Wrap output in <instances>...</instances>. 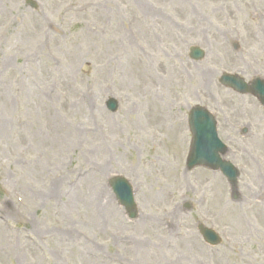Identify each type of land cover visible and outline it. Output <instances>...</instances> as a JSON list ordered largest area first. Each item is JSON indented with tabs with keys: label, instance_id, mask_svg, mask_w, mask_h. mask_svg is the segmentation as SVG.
<instances>
[{
	"label": "rangeland",
	"instance_id": "374dc122",
	"mask_svg": "<svg viewBox=\"0 0 264 264\" xmlns=\"http://www.w3.org/2000/svg\"><path fill=\"white\" fill-rule=\"evenodd\" d=\"M26 1L0 0V264H264V207L248 205H264V109L219 82L264 79V0ZM196 106L218 118L236 186L187 170Z\"/></svg>",
	"mask_w": 264,
	"mask_h": 264
},
{
	"label": "water",
	"instance_id": "95a60500",
	"mask_svg": "<svg viewBox=\"0 0 264 264\" xmlns=\"http://www.w3.org/2000/svg\"><path fill=\"white\" fill-rule=\"evenodd\" d=\"M191 57L200 61L203 59L204 53L199 49H192ZM220 82L240 94L249 93L257 96L264 105L263 80L256 79L249 86L237 76L224 75ZM107 106L113 112L118 107L114 100H110ZM190 127L193 132V141L187 161L188 168L191 170L195 167H208L215 171L220 170L229 182L234 185L238 179V173L231 163L223 161L220 157V154H225V146L218 139L213 117L206 110L196 108L190 115ZM110 183L120 205L125 207L131 219H135L137 215L134 210L135 204L130 184L122 177H114ZM202 234L213 245H217L220 242L217 235L212 231L203 230Z\"/></svg>",
	"mask_w": 264,
	"mask_h": 264
},
{
	"label": "bare ground",
	"instance_id": "6f19581e",
	"mask_svg": "<svg viewBox=\"0 0 264 264\" xmlns=\"http://www.w3.org/2000/svg\"><path fill=\"white\" fill-rule=\"evenodd\" d=\"M32 27H33V31H34V32H38V31H40V28H43V27H42L41 20H40V19H35V22L32 24ZM140 62H141V61L138 62V61L136 60L135 65L140 67V64H139ZM141 63H142V62H141ZM134 69H135V68H134ZM212 77H213V76L210 75L209 73H203V74L200 75V78L202 79V82H203V83H205V82H209V80H211ZM253 180L258 182V180H257L256 178H254V177H253ZM261 184L264 186V183H263V182H262ZM260 188L263 189L262 187H260ZM248 205H249L250 207H252V206H253V207H256V208H258L259 210L262 209V208L264 207V205L262 204V202H260V201H255V200L249 202ZM99 206H100V205H99ZM98 216H99V214H96V215L93 216V218H94L96 224H97ZM176 217H177V215H176L175 213H173V214H171L170 216H162V217H161V221H163V223H165V224H168V223H169V220H170L171 218H176ZM263 220H264V216H263ZM161 231L164 233L163 230H161ZM12 237H13L12 234L5 232V231H4V228L0 225V245H3V244H5V243H6V244H9V243H10L9 241L12 239ZM160 237H164V234L161 233ZM84 247H88V246H84ZM138 247H141V245L137 244V248H135V252H136L137 250H138V251L141 250V249L138 248ZM160 248H163V250H164V243L158 245V248H157V250H156V253L159 251ZM7 249H8V251H9V253L12 254V251H11L9 245L7 246ZM141 252H142V251H141ZM143 253H144V252H143ZM78 254L81 255V250H80V248L78 249ZM38 259H39V258H38ZM39 260H40V259H39ZM85 260H87V259H84V261H85ZM86 262H87V263H92L91 260H87Z\"/></svg>",
	"mask_w": 264,
	"mask_h": 264
}]
</instances>
